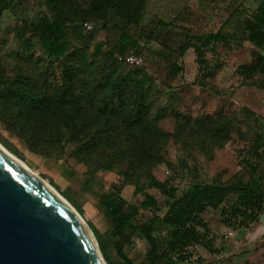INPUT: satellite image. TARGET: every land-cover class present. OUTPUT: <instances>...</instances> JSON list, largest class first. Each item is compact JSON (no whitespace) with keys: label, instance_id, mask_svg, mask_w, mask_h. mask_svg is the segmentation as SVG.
Segmentation results:
<instances>
[{"label":"rangeland","instance_id":"obj_1","mask_svg":"<svg viewBox=\"0 0 264 264\" xmlns=\"http://www.w3.org/2000/svg\"><path fill=\"white\" fill-rule=\"evenodd\" d=\"M92 1L69 0L68 8L57 11L70 51L90 64V70L106 62L118 72L133 71L134 85L145 95L149 141L144 147L123 143L124 173L113 158L98 161L99 155L115 153L114 147L85 148L80 132L77 139L39 150L0 122V144L70 203L92 231L107 264H123L116 243L133 262H146L149 245L139 226L157 215L150 234L163 249L170 227L162 217L171 201L158 188L147 186L148 181H165L176 188L178 197L193 184L243 183L252 175L259 179L264 196V156L258 160L252 155L257 135L264 145V67H243L253 64L256 54H264V41L259 47L247 38L251 12L264 0H144L131 20L125 13L134 10V2L121 8L106 3L96 13ZM45 14L53 12L43 0H17L12 9L0 11V94H7L8 80L19 77L36 85L61 83L62 64L68 58L48 59L38 35H17L23 20ZM121 31L137 40L127 52L140 56L141 65L115 60ZM208 32L217 37H205ZM195 48L202 52L204 67H198ZM173 62L179 66L176 73ZM66 133L61 132L65 137ZM243 157L255 168L253 174ZM136 185L140 192H134ZM111 190L126 200V211L138 208L123 235L112 233L100 204V196ZM145 192L156 198L157 208L140 206ZM233 198L229 195L225 204ZM219 212L208 209L203 214L213 236L212 250L192 245L189 257L174 264H264V211L250 227L238 229L225 225Z\"/></svg>","mask_w":264,"mask_h":264},{"label":"trees","instance_id":"obj_2","mask_svg":"<svg viewBox=\"0 0 264 264\" xmlns=\"http://www.w3.org/2000/svg\"><path fill=\"white\" fill-rule=\"evenodd\" d=\"M16 1L0 0V11L12 9ZM143 1L93 0L90 5L98 13L106 3L121 8L134 2V10H127L125 13V17L130 19L138 15ZM43 3L53 15L45 14L38 19L23 20L17 35L19 38L28 32L38 35L40 48L46 52L48 59L68 58L62 64L61 83L54 87L45 82L37 85L29 83L24 77L8 80L5 84L7 94H0V122L31 147L39 150L63 140L77 139L76 134L80 132V140L85 148L98 144L114 147L115 153H105L103 157L99 155L98 161L104 163L113 158L124 173L122 168L127 162V156L120 152V147L124 142L141 143L144 147L151 133L149 121L143 116L147 112L144 92L134 85L136 80L132 70L118 72L117 67L106 62H99L90 70V64L78 54H72L63 30V19L57 14L59 9L70 6L69 0H43ZM249 18L252 23L248 24L247 38L260 47L264 41V1L251 12ZM205 37H217V34L208 32ZM119 40L120 54H126L130 48L137 46V40L126 31H121ZM104 46L109 49L107 45ZM195 53L198 67H204L206 61H203L201 50L195 48ZM262 66L264 67V55L258 53L253 64L243 67L251 71ZM171 67L173 73L179 70L176 62ZM87 76L94 78L89 80ZM83 93L86 95L84 98L87 105L83 104ZM63 130L69 132L66 137L61 134ZM255 141L252 155L259 160L264 156V145L259 135L255 137ZM242 159L253 174L255 168L251 162L247 158ZM147 186L158 188L164 196L171 199L162 217L170 227L169 238L166 246L160 250L157 241L150 234L158 216L150 217L139 226L149 245L146 262H133L122 251L121 245L116 243L115 250L123 264L182 262L189 257L188 248L195 244L211 251L213 236L210 226L203 218L208 209H219L222 222L232 229L250 227L264 211L260 181L252 175L243 183L193 184L178 197L175 196L176 188L168 186L165 181L151 180L147 182ZM140 191L141 187L136 185L134 192ZM229 195L234 198L226 205ZM100 204L110 219L114 235H123L130 220L138 215L137 207L125 210L126 200L115 190L102 194ZM140 206L144 209L157 208V200L152 194L145 192Z\"/></svg>","mask_w":264,"mask_h":264},{"label":"water","instance_id":"obj_3","mask_svg":"<svg viewBox=\"0 0 264 264\" xmlns=\"http://www.w3.org/2000/svg\"><path fill=\"white\" fill-rule=\"evenodd\" d=\"M0 264H101L77 215L1 147Z\"/></svg>","mask_w":264,"mask_h":264},{"label":"bare ground","instance_id":"obj_4","mask_svg":"<svg viewBox=\"0 0 264 264\" xmlns=\"http://www.w3.org/2000/svg\"><path fill=\"white\" fill-rule=\"evenodd\" d=\"M0 147L3 149V151L9 155V157L11 159H13L16 163H18L26 172H28L29 174H31L35 179L39 180L40 183H42L46 188H48L52 194H54L55 196H57L59 199H61L63 202H65V204H67V206H69V208L75 213V215H77V217L79 218V220L81 221V223L84 225V227L86 228V230L88 231L94 245L97 248V252L99 254V258H100V262L101 264H107L102 257V254L99 250V247L96 243V240L94 238V235L92 234V231L89 229V227L85 224V222L83 221V219L80 217V215L76 212V210L70 205V203L62 196L60 195L50 184H48V182H46L45 180H43L42 178H40L35 172H33L25 163H23L22 161H20L18 158H16L15 156H13L10 152H8L1 144Z\"/></svg>","mask_w":264,"mask_h":264},{"label":"built area","instance_id":"obj_5","mask_svg":"<svg viewBox=\"0 0 264 264\" xmlns=\"http://www.w3.org/2000/svg\"><path fill=\"white\" fill-rule=\"evenodd\" d=\"M84 26L89 29L91 27V24L88 22H84ZM116 59L120 62L126 63L131 66H138L141 65V57L134 54V53H126V54H116Z\"/></svg>","mask_w":264,"mask_h":264},{"label":"crops","instance_id":"obj_6","mask_svg":"<svg viewBox=\"0 0 264 264\" xmlns=\"http://www.w3.org/2000/svg\"><path fill=\"white\" fill-rule=\"evenodd\" d=\"M264 55V54H263Z\"/></svg>","mask_w":264,"mask_h":264}]
</instances>
